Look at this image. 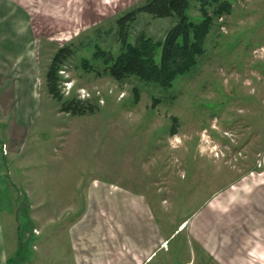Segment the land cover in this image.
<instances>
[{
    "label": "rangeland",
    "instance_id": "rangeland-1",
    "mask_svg": "<svg viewBox=\"0 0 264 264\" xmlns=\"http://www.w3.org/2000/svg\"><path fill=\"white\" fill-rule=\"evenodd\" d=\"M142 1L3 0L0 214L20 240L10 264H86L73 260L84 240L98 258L113 255L133 240L142 205L168 232L200 219L220 262L264 264V0H221L230 3L221 15L210 5L205 52L169 88L117 80L94 57L97 46L120 52L115 20ZM173 22L142 13L130 39L160 40ZM69 43L77 52L61 87L96 103L92 114L61 111L46 86L56 49ZM186 233L168 240L169 264L197 251Z\"/></svg>",
    "mask_w": 264,
    "mask_h": 264
},
{
    "label": "trees",
    "instance_id": "trees-1",
    "mask_svg": "<svg viewBox=\"0 0 264 264\" xmlns=\"http://www.w3.org/2000/svg\"><path fill=\"white\" fill-rule=\"evenodd\" d=\"M204 17L193 20L189 15L191 0H143L122 13L115 20V29L121 50L118 54L104 50L100 46L94 53L95 58L103 60V72L117 80L136 76L148 83H157L169 88L180 75L191 71L205 52L207 36L213 23L209 6L215 3L217 15L225 13L230 3L221 0H199ZM142 13L154 17H171L174 22L164 37L156 40L141 33L132 41L131 29ZM110 32V31H109ZM77 52L72 43L59 46L45 74L49 93L60 105V110L73 115L92 114L97 104L77 96L67 98L61 87V70L69 57ZM85 69L93 68L88 59L83 60Z\"/></svg>",
    "mask_w": 264,
    "mask_h": 264
},
{
    "label": "crops",
    "instance_id": "crops-1",
    "mask_svg": "<svg viewBox=\"0 0 264 264\" xmlns=\"http://www.w3.org/2000/svg\"><path fill=\"white\" fill-rule=\"evenodd\" d=\"M3 5V0H0V6ZM105 200L106 197L103 196L102 201ZM109 201L112 203L111 200ZM143 206H141V213L136 217L133 240L130 237L129 241L119 244L115 248L113 255L108 250L103 258H98L97 254L93 255L90 253V250L96 248L90 242H85L86 240H84L79 245L75 243L77 247L75 249L76 256H73L74 263L76 258L78 263V257H81L86 264H96V262L97 264H169L172 263V254L169 253L170 242L168 240L177 231L184 232L187 230L188 240L196 246L197 251H194V255L191 253L189 257H181L178 264H191L194 257L195 261L198 258L200 259L198 264H208V261L210 264H227V262H220L216 258V251L214 247H211L213 239H210L205 233L200 219L191 226V222L187 223L188 218H184L175 230L168 232L165 230L163 223H160L158 218H156L157 216ZM98 207H102L103 212H106L105 207L101 205ZM88 209L89 207L86 211ZM93 220L95 221L94 218ZM9 225L13 235L11 240L6 236V226L9 227ZM18 231V225L15 226L14 220L7 224L3 214H0V264H10L11 256L19 253L20 240Z\"/></svg>",
    "mask_w": 264,
    "mask_h": 264
},
{
    "label": "bare ground",
    "instance_id": "bare-ground-1",
    "mask_svg": "<svg viewBox=\"0 0 264 264\" xmlns=\"http://www.w3.org/2000/svg\"><path fill=\"white\" fill-rule=\"evenodd\" d=\"M183 225H185V223H183ZM183 227V226H182Z\"/></svg>",
    "mask_w": 264,
    "mask_h": 264
}]
</instances>
